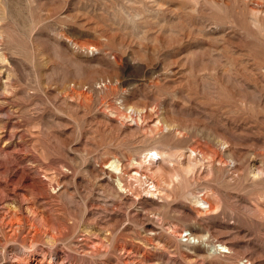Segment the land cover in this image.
Wrapping results in <instances>:
<instances>
[{
	"label": "rangeland",
	"instance_id": "374dc122",
	"mask_svg": "<svg viewBox=\"0 0 264 264\" xmlns=\"http://www.w3.org/2000/svg\"><path fill=\"white\" fill-rule=\"evenodd\" d=\"M0 197V264H264V0H0Z\"/></svg>",
	"mask_w": 264,
	"mask_h": 264
},
{
	"label": "bare ground",
	"instance_id": "6f19581e",
	"mask_svg": "<svg viewBox=\"0 0 264 264\" xmlns=\"http://www.w3.org/2000/svg\"><path fill=\"white\" fill-rule=\"evenodd\" d=\"M132 110V109H131ZM144 111V110H143ZM139 112V111H138ZM141 114V113H140ZM143 118V117H142ZM165 126V125H164ZM167 128V127H166ZM167 131V130H166ZM171 132V131H170ZM162 133V132H161ZM219 139H221V138H219ZM221 141V140H220ZM219 141V142H220ZM162 143V142H161ZM224 148V147H223ZM162 153V152H161ZM161 153L158 151V150H154V154L158 157V159L159 158H161ZM165 154V153H164ZM167 156V155H166ZM168 157H169V155H168ZM157 159V160H158ZM134 164V163H133ZM112 165V167H113V169H115V170H118V163L117 164H115L114 162H113V164H111ZM157 168H159V169H162L163 167L162 166H160V164H158L157 163V166H156ZM121 168V167H120ZM154 169V168H153ZM153 169H152V171H153ZM138 171V170H137ZM158 172L160 171V170H157ZM156 171V172H157ZM150 172H151V170H150ZM154 172V171H153ZM152 172V173H153ZM136 173V172H135ZM141 173V172H140ZM160 174V173H159ZM141 175V174H140ZM50 176V175H49ZM48 176V177H49ZM145 176V175H144ZM147 176V175H146ZM150 176H152V175H150ZM45 177H47V176H45ZM25 178V176L24 175H20L18 178H17V181L20 183L23 179ZM119 178V177H118ZM47 180V179H46ZM41 181V180H40ZM155 183V182H154ZM42 184V183H41ZM41 184H39V183H36V182H30V183H28V185H27V188H29V189H31V190H35L36 192H40L41 193V191L43 192L44 191V186H41ZM153 184V183H152ZM154 185V184H153ZM156 185V184H155ZM165 185H166V182H165ZM120 186V185H119ZM168 187V186H167ZM51 188V187H50ZM54 189V188H53ZM50 191H52V190H50ZM153 191V190H152ZM34 192V191H33ZM45 192V191H44ZM48 192V191H47ZM165 192V191H164ZM155 193V192H154ZM160 193V192H159ZM161 194V193H160ZM5 196H6V194H5ZM151 196H153V195H151ZM30 197V196H29ZM1 198V197H0ZM3 198V197H2ZM30 200V199H29ZM130 201V200H129ZM148 201V200H147ZM204 204L206 203V201H204V200H201ZM22 202V201H21ZM197 203H199V202H197ZM202 204V203H201ZM32 205V204H31ZM143 205V204H142ZM26 207V209L28 210V215L30 214V218H29V216H28V219H29V223L31 224V225H33L34 224V226H36V228H37V230H38V233H39V235L41 236V235H43V236H45V237H47V236H49L50 238H55V233H56V231H57V227L55 226V224H52L51 222H48V220L47 219H45L44 217H43V215L41 214V212H39L38 211V209H36V207L34 208V206L33 207H31V206H29V205H26L25 206ZM141 210H142V208H140ZM139 209V210H140ZM205 209V208H204ZM260 211V210H259ZM264 217V216H263ZM14 219H15V221L16 220H19V217L16 215V216H14L13 217ZM13 219V220H14ZM11 223H12V221H10V222H6L4 225L6 226V227H9V228H11L12 227V225H11ZM19 223V222H18ZM16 225V224H15ZM193 227V226H192ZM194 228V227H193ZM59 229V228H58ZM149 230V229H148ZM12 231V230H11ZM153 232V231H152ZM192 232V231H191ZM149 233V232H148ZM199 235V234H198ZM188 237L190 238V239H192L193 241H198L199 242V240H202V238L204 237L205 238V236H203V237H201V235L200 236H197V235H194L193 233H189L188 234ZM219 247H221V249L220 250H226L227 248H226V246L225 245H223V244H219ZM229 248V247H228ZM214 250V249H213ZM216 250H214L213 252H215Z\"/></svg>",
	"mask_w": 264,
	"mask_h": 264
}]
</instances>
